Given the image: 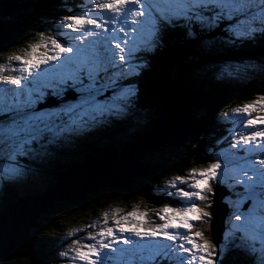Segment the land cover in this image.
<instances>
[{"label":"snow or ice","instance_id":"snow-or-ice-1","mask_svg":"<svg viewBox=\"0 0 264 264\" xmlns=\"http://www.w3.org/2000/svg\"><path fill=\"white\" fill-rule=\"evenodd\" d=\"M177 28L191 38L223 29L228 43L254 39L264 35V0H81L79 11L31 34L19 51L9 50L0 63V181L21 178L57 145L126 117L138 101L148 57ZM222 119L231 125H221L222 136L235 152L221 146L206 165L174 176L165 188L170 201L160 207H116L72 230L58 258L66 264H223L230 245L251 264H264V158L245 155L264 148V93ZM228 180L234 181L236 222L225 244L210 239L203 225L211 227L214 185ZM236 186L242 190L232 191Z\"/></svg>","mask_w":264,"mask_h":264},{"label":"trees","instance_id":"trees-1","mask_svg":"<svg viewBox=\"0 0 264 264\" xmlns=\"http://www.w3.org/2000/svg\"><path fill=\"white\" fill-rule=\"evenodd\" d=\"M67 5H64V2ZM84 1V0H83ZM19 3L18 10L12 14L11 17L4 19L0 22L2 25H8L7 28L0 35V57L8 54L9 50L19 51L24 44L31 39V34L44 28L45 22H53L51 19L55 15L63 14V11H69L65 7L67 6H77L81 0H17L14 1ZM4 8L5 3L3 2ZM56 6V7H55ZM181 31L182 36L183 30L180 28L174 30H168L163 36V46L156 50L153 54L148 57V61L152 65H148L142 75L138 78L137 83L139 87V97L135 106L130 110L126 117L112 120L103 125L96 126L90 131L85 132V135L81 139H77L78 153H80L77 158L67 161L63 160L60 162L62 168L69 169L70 164L75 161H82L85 155L94 154V148H101L107 146L118 152L120 158H124L128 154L131 144L138 139L141 132L146 131L151 128L160 116V110L162 106L158 102L157 94L160 91L161 81L163 75L171 74L167 68L168 61L163 63V60L158 56V53L162 51L167 45L175 47H187L189 49H184L180 53H172L171 59L178 60L184 58L194 52H200L203 48L215 53L227 52L233 53L234 60L237 62H243L251 66L255 65L254 61L264 63V52L260 57L253 55L254 52L263 50L264 51V39L261 35H256L254 39L244 40L235 43H228V38L224 34L223 29L214 30L212 32H204L197 38H191L187 35L176 40L173 33L175 31ZM209 38L211 41H221L222 44L219 49H217L213 44L206 42L205 39ZM202 47V49L193 50ZM195 55H191L193 58ZM243 57V59H241ZM182 60V59H181ZM1 63L6 62V57H1ZM248 62V63H247ZM148 63V64H149ZM155 68V70L153 69ZM264 69V68H263ZM251 72L249 87L244 89L245 84L233 81V86L229 89L224 88L222 82H218L215 78L211 77L212 71L198 70L195 74H188L187 77L192 79L193 85H198L200 88H204L209 92H213L223 98L217 103L215 107L216 111L222 110L226 107H236L242 106L244 103H250L252 100L256 99L257 94L264 93V85L262 81L264 80V70L249 71ZM179 74V70H178ZM180 76V74H179ZM181 77V76H180ZM157 80L158 83L153 80ZM171 81H175L173 78H167L165 85H171ZM213 103H210L208 107H212ZM202 109V108H200ZM206 112V111H205ZM195 116L199 120V127L195 133H191L188 137L182 140L172 139L170 143L161 145L157 150L144 151L139 153L137 159L142 161L147 166H152L154 171L147 176H135L134 182L128 186L124 191H119L112 188H104L98 191V194H91L87 199L81 200L77 206L72 210L66 208V204H61L58 208L52 210L53 213H59L60 218L51 219V222L46 223L47 217L41 219V225L33 229V240L37 243V253L32 257H21L16 260H12L7 263L1 264H62L63 260L58 258V252L63 247V244L57 246H52L48 239H44L46 235H39L41 232H47L50 234L53 230H59L65 224L71 223L78 219L80 210H87L88 213L96 215L97 218L99 209L106 205L108 202L117 204L118 206L130 210L134 205L139 204L142 209L160 207L164 203L169 202L170 198L165 192L167 186L166 181L171 180L177 175H186L192 168H199L202 165H206L209 162L210 156H206L204 153H209L216 151L221 146L224 149L229 148L226 140L223 138L221 131H218V122L215 115H206L195 109ZM224 121V120H223ZM222 121V125L229 127L228 123L225 124ZM109 140V141H108ZM213 150V151H209ZM230 150V148H229ZM63 153L57 154V159H64L67 150ZM262 151L261 153H263ZM260 153V154H261ZM256 155V154H253ZM216 156H219L218 154ZM53 157V156H52ZM221 157V162L222 161ZM35 163V162H33ZM57 164H54L53 176L51 181L56 179ZM33 167V166H30ZM36 168V167H35ZM30 172H28L29 175ZM49 181V183L51 182ZM234 181L228 180L225 188L230 192L231 185ZM16 183L4 182V193L3 195H8V197H16L23 194L15 187ZM49 184H46V187ZM45 187V188H46ZM214 187H219L214 185ZM23 192L30 193L38 190L39 187H32L28 184L21 186ZM16 189V190H15ZM159 189V191H157ZM239 186H236L232 191H241ZM174 191V190H171ZM0 194V210L5 205L7 196ZM237 199L236 196L232 195L231 192L226 198V203L230 205L231 212L234 209L233 205L230 203L231 200ZM214 201V197H213ZM171 203L176 204V200H171ZM123 204L126 206L124 207ZM62 208V209H61ZM65 208V209H64ZM80 209V210H79ZM213 207L209 209L212 211ZM47 214V213H46ZM50 215V213H49ZM74 218V219H73ZM233 215L225 219V229H224V243L227 244L229 238V227L230 222H233ZM46 221V222H45ZM62 226V227H61ZM204 229L206 230L207 236L214 240L212 232V222L211 227L204 224ZM226 235V237H225ZM240 258H239V257ZM245 260V262L243 261ZM223 264H251L249 258L239 250H232L229 245V251L223 259Z\"/></svg>","mask_w":264,"mask_h":264},{"label":"water","instance_id":"water-1","mask_svg":"<svg viewBox=\"0 0 264 264\" xmlns=\"http://www.w3.org/2000/svg\"><path fill=\"white\" fill-rule=\"evenodd\" d=\"M16 8V3H6L2 11L5 15L12 16ZM6 27H0V33ZM254 54L261 55L257 52ZM231 56L233 57L232 54L219 55L211 51L199 55L200 58L212 64L218 62L221 66L230 62L224 57ZM173 62L177 60L172 59L169 64ZM181 62L176 69L170 66V73L176 81H171L174 86L165 85V75L161 76L162 88L157 94L158 102L162 106L160 116L151 128L141 133L138 140L131 144L124 158H120L117 151L107 146H91L95 153L85 155L82 161L73 162L69 169L59 165L56 179L48 182L49 185L45 189L7 198L5 206L0 210V264L36 255L37 243L33 240L32 232L35 227L41 225L40 221L47 212L58 208L64 202L79 203L104 188L126 190L134 182L135 176H147L154 171L153 167L144 165L136 158L139 153L158 149L161 145L170 143L172 139L182 140L188 137L199 127V120L195 116V109H200L199 106L209 114H214L207 103H215L218 97L213 92L203 88L196 89L185 82V76L191 74L190 71L208 62L189 64L186 57L182 58ZM153 81L158 83L155 79ZM229 193L224 189L222 195V192L217 190L214 196L211 229L217 243L223 242L225 219L229 213L228 204L222 201V198L225 196L226 200Z\"/></svg>","mask_w":264,"mask_h":264},{"label":"rangeland","instance_id":"rangeland-1","mask_svg":"<svg viewBox=\"0 0 264 264\" xmlns=\"http://www.w3.org/2000/svg\"><path fill=\"white\" fill-rule=\"evenodd\" d=\"M1 1L2 0H0V2ZM87 3H88V0H84V4H87ZM93 7H94V5H93ZM69 8L72 9L73 7L70 6ZM77 9L80 10V8H77ZM1 11H2V8L0 7V17L3 16L4 19H6L10 15V14L9 15H5L3 13V11H2V14H1ZM71 13H73V12H71ZM59 17L60 16H58V18ZM0 21H2V20H0ZM184 33H185V31H184ZM209 41L217 49H219L221 47V45L219 43L213 42V41H211L209 39L206 40V42H209ZM186 46H187L186 48H188V45H186ZM198 49H202V47H199V48H196V49H193V50L196 51ZM235 62L237 63L238 67L244 72H242L239 68H235V69L229 71L227 73V75H229L230 77H233L234 79H236L235 76H237L239 78L243 77L245 79L244 83L248 82L249 79H251L250 78L251 72H249V71H257V70L261 69V67L264 68V63L263 64L259 63V64L251 65V66H249L250 68H245L243 62H240V63L237 62V61H235ZM0 63H1V61H0ZM173 77L174 76L172 74H170V75L167 74V75L164 76L165 80H167V78H173ZM210 109H212L214 112H216L215 107L210 108ZM254 115H255V113H254ZM236 127H237V131H243V129L239 128L238 125ZM261 127H264V126H261ZM195 131L192 132V133H195ZM84 135H85V133L81 134L80 136H78V137H76L74 139L65 141V142H63V143H61V144H59V145H57L55 147V149H57L58 152H65V151H61V150H67V151L69 150L70 151L69 156H66L64 159H60L61 161H63V160H67V161L73 160L76 157V155L78 156L80 154V153L77 152L78 151V147L76 146L77 145L76 140L83 138ZM230 151H234L235 152L236 150L230 149ZM253 151H264V148L254 149ZM58 152L54 151L53 149H51L49 151V153L45 157L35 160L34 161L35 163H32L30 165V166H33V167H30V170L26 171L25 175H23L21 178L17 179V181H19L21 184H24V181H25V182L28 183V185H30L32 187H37V186L39 187L40 186V188H38V189L41 190L44 186H46V184L49 181H51V178H52V176L54 174L53 173L54 164H56L58 161H60L59 159H57V154H59ZM248 154H251V152H248ZM218 155L220 156L221 154H218ZM247 156L249 157V159L254 158L256 160L264 158V155H261V154L247 155ZM28 172H30L29 175H28ZM2 185H3V181H0V194H1V191H2ZM224 189L225 188H222V187L219 186V192H222V195H223V190ZM19 190L22 191L21 188H19ZM95 194H98V192L95 193ZM222 201H225V196L222 198ZM62 204L63 205L66 204L65 206H66V208L68 210L79 208L77 206L78 203H67V202H64ZM123 206L126 207L124 204H123ZM227 206L229 208V211H231L230 206L229 205H227ZM227 206L225 205V207H227ZM116 207H120V206H118L117 204L108 202L106 205H103L99 209V211H98V215L99 216H97V218H94L96 215H93L92 213H88L87 214L86 213L87 210H80L79 209L81 211L80 212L81 214L77 215L78 216L77 220H75V221H73L71 223H68L66 226H65V224H66L65 223L63 227L61 226L62 228H60L59 230H53L50 234L47 231V232H41V233H39V235H46V236H44V239H48V242L51 239L49 236H51L52 239H53V242H50L52 246H54V245L57 246V245H59L61 243L63 244V240H64V238L67 236V234L69 232H71L74 229H83L85 227V225L95 223L96 220H98V219H100L102 217V214H103L104 211L113 210ZM244 207H247V204H245ZM232 210H234V209H232ZM49 213H50V215L47 216V220H46L47 222L45 221L46 223L51 222V219L60 218L59 213H53L52 210L47 212V214H49ZM232 213L233 212H229L228 215L226 216V218L231 216ZM233 222H236V221L233 220ZM89 230H91V229H89ZM81 235H83V233H81ZM73 238H75V237H73ZM5 263H7V262H5ZM61 263L62 264H66L65 261H63Z\"/></svg>","mask_w":264,"mask_h":264},{"label":"clouds","instance_id":"clouds-1","mask_svg":"<svg viewBox=\"0 0 264 264\" xmlns=\"http://www.w3.org/2000/svg\"><path fill=\"white\" fill-rule=\"evenodd\" d=\"M3 2L6 4H8V3H10V4H15L16 2H14V0H2V6H3ZM84 2V1H83ZM64 5H67L68 3L65 1L64 3H63ZM80 6H81V3L79 2L78 4H77V6H72L73 8L72 9H70L69 7L70 6H67V7H65L66 9H68L69 11H63V14H60L59 12H58V14L57 15H55L54 17H52L51 19L52 20H55V19H57L58 18V16H62V15H64V14H69V13H71V12H77V11H79L77 8H80ZM1 7V6H0ZM56 7V6H55ZM2 8V10H3V7H1ZM18 8L19 7H17L16 9H15V11L13 12V13H15L17 10H18ZM1 14H2V11H1ZM9 16H11V15H9ZM8 18V17H7ZM4 19V17L3 16H1L0 17V20H2V21H4L3 20ZM2 21H0V22H2ZM51 22H45V24H44V28L48 25V24H50ZM2 26H8V25H2V24H0V27H2ZM7 28V27H6ZM6 28H4L2 31H1V33H0V35L3 33V31L6 29ZM173 35L175 36V38H176V40H180V39H182V38H184L185 36H186V34L183 32V35L184 36H182V32L181 31H179V30H177V31H175L174 33H173ZM182 36V37H181ZM261 38L262 39H264V35H261ZM173 49L174 50H172V48H171V46H169V45H167L164 49H162V51H160L159 53H158V56L163 60V63H166L167 61H168V66H167V68L169 69L170 68V66L172 65L175 69L177 68V66L179 65V64H181L182 62H181V59L182 58H180V59H178L177 60V62H173L172 64H169L170 62H171V54L172 53H180L182 50H184V49H189L190 50V47L189 48H186L185 46L184 47H175V46H173ZM164 50V51H163ZM165 50H168L167 51V53L165 54L164 52H165ZM205 52H207V50L205 49V48H203V50H201L200 52H194V53H192V54H190V55H188V56H186V58H187V60H188V62H189V64H193V63H198V62H208L206 59H204V58H200L199 57V55H201L202 53H205ZM255 53V52H254ZM253 53V55H255L256 57H260L262 54H263V52H261V51H257V53H261V55L260 56H257L256 54H254ZM224 54H232L233 55V53H227V52H221V54L220 55H224ZM191 55H195V56H193V58L191 57ZM7 55H5L4 57H6ZM224 59L225 60H228V61H230V62H228V64H223L222 66L218 63V62H216L215 64H212L211 62H208V63H206V64H204V65H202L201 67H199V68H197L196 70H193V71H190L192 74H195L198 70H203V71H212V74H211V77H213V78H215L218 82H222L223 84H224V88L225 89H229L230 87H232L233 86V81H235V82H238V83H242V84H245V87H244V89H246L247 87H249V81L248 82H246V83H244V78L243 77H237V76H235V78L236 79H234L233 77H230L229 75H227V73L229 72V71H231V70H233V69H235V68H239L238 67V65H237V63L235 62V60H234V57H224ZM241 59H243V57H241ZM149 62H151L150 60L148 61V63ZM248 63V62H247ZM260 62H258V61H254V64H259ZM153 63H149L148 65H152ZM246 65H249V63L248 64H246V63H244V66H245V68H250L249 66L247 67ZM240 69V68H239ZM170 71L169 72H171L172 71V68H170L169 69ZM241 70V69H240ZM259 70H264L263 69V67H261V69H259ZM242 71V70H241ZM242 72H244V71H242ZM240 74V73H239ZM186 77V80H189V82H191L190 83V85H192V86H194L193 85V81H192V79H189L188 77H187V75L185 76ZM233 78V79H232ZM250 80V79H249ZM262 82H264V80L262 81ZM195 87V86H194ZM198 88H200V87H197L196 89H198ZM203 90H205L204 88H203ZM207 91V90H206ZM216 95V94H215ZM217 97H218V99L217 100H215V103H213L212 104V107L211 108H213V106H216L217 105V103L219 102V101H221L223 98H221L219 95H216ZM237 107V106H236ZM231 108H234V107H226V108H224V109H222V110H218V111H216V112H214V114H213V116L215 115V117H216V120H217V122H218V128H217V130L218 131H221V129H222V127H221V125H222V121L224 120V119H222V114L226 111V110H229V109H231ZM199 111L200 112H202V113H205L207 116L208 115H210L208 112H205V110L202 108V109H199ZM225 124H227L228 122L226 121V120H224L223 121ZM150 128V127H149ZM230 128H231V126H230ZM143 132H145V131H143ZM143 132H141V133H143ZM140 133V134H141ZM139 134V135H140ZM138 139H136V141H137ZM136 141H134L133 143H135ZM132 143V144H133ZM104 147V146H103ZM102 148V147H101ZM220 149V148H219ZM219 149H216V151H213V150H209V151H213V152H209V153H204L206 156H210V157H217L216 155L217 154H221L220 153V151H219ZM154 151L156 150V149H153ZM69 151V150H68ZM225 151L226 152H234V151H230L229 150V148H227V149H225ZM139 155V154H138ZM138 155H137V157H138ZM246 155H247V153H246ZM136 157V158H137ZM76 158H77V156H76ZM75 159V158H74ZM60 162H61V160L60 161H58V164H57V166H59V165H61L60 164ZM140 162H142V161H140ZM72 164V163H71ZM70 164V165H71ZM144 165H146L145 163H143ZM62 166V165H61ZM147 166V165H146ZM150 167H152V166H150ZM169 180H167L166 181V183L168 182ZM15 183H16V185H15V187H18V190H19V188H21V186H23V185H26V184H28L27 182H25L24 181V184H21L19 181H17V180H15L14 181ZM38 187V186H37ZM45 187L46 186H44L41 190H43V189H45ZM4 181H3V185H2V191H1V194L3 195V193H4ZM22 189V188H21ZM16 190V189H15ZM217 190H219V187L217 188ZM217 190H216V192H217ZM20 191V190H19ZM38 191H40L39 189L38 190H36V191H33V192H38ZM24 195H26V194H29V193H26V192H23V190L21 191ZM30 193H32V192H30ZM23 194H20V195H23ZM8 195L9 194H7V195H3V196H7V197H5V198H11V197H8ZM20 195H18V196H20ZM17 197V196H16ZM13 198V197H12ZM6 200H4L3 202H5ZM7 202V201H6ZM6 204V203H5ZM228 204V203H227ZM229 205V204H228ZM5 206V205H4ZM3 206V207H4ZM230 206V205H229ZM229 212H231V211H229ZM49 214H46L45 215V217H47ZM44 217V218H45ZM226 219H228V217L226 218ZM225 237H226V235H225ZM223 242H224V233H223ZM239 257V256H238ZM240 258V257H239ZM244 262H245V260H243Z\"/></svg>","mask_w":264,"mask_h":264},{"label":"bare ground","instance_id":"bare-ground-1","mask_svg":"<svg viewBox=\"0 0 264 264\" xmlns=\"http://www.w3.org/2000/svg\"><path fill=\"white\" fill-rule=\"evenodd\" d=\"M14 1H17V0H14ZM16 4H17V7H19V3L16 2ZM207 39H209V38H206V39H205V42H206ZM209 40H211V39H209ZM213 42H216V43L222 44L221 41H219V40H217V41H213ZM209 43H211V42L209 41ZM260 51L263 52V50H260ZM184 79H185V78H184ZM185 82H186L187 84H189V85H190V83H191V82H189V80H186V79H185ZM197 87H198V85H195V88H197ZM207 104L209 105L210 102L207 103ZM198 108H201V107L199 106ZM197 129H198V128H197ZM197 129H196V130H197ZM108 141H109V140H108ZM53 150L58 152V150L55 149V148H54ZM58 153H63V152H58ZM68 154H70V152H66V155H68Z\"/></svg>","mask_w":264,"mask_h":264},{"label":"flooded vegetation","instance_id":"flooded-vegetation-1","mask_svg":"<svg viewBox=\"0 0 264 264\" xmlns=\"http://www.w3.org/2000/svg\"><path fill=\"white\" fill-rule=\"evenodd\" d=\"M1 57L5 58L4 56H1ZM1 57H0V59H1Z\"/></svg>","mask_w":264,"mask_h":264}]
</instances>
